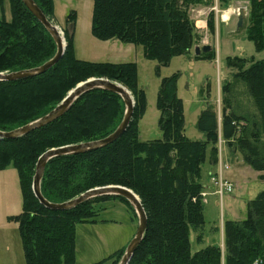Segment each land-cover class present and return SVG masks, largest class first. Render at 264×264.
I'll return each instance as SVG.
<instances>
[{
    "label": "trees",
    "instance_id": "16d2710c",
    "mask_svg": "<svg viewBox=\"0 0 264 264\" xmlns=\"http://www.w3.org/2000/svg\"><path fill=\"white\" fill-rule=\"evenodd\" d=\"M34 1L51 19L54 0ZM246 1L249 9L243 27L248 19L247 39L261 52L264 0ZM9 2L11 20L4 14L0 19V72L41 66L56 54V42L22 0ZM198 2L203 0H93L91 33L99 40L142 45L145 57L158 62L159 71L172 58L189 55L198 41L188 13L190 4ZM3 4L0 0L2 11ZM66 21L71 29H64L67 46L58 63L33 77L0 81V130L11 131L43 117L79 82L91 77L125 85L135 95V111L128 129L113 143L50 160L41 181L44 197L62 203L94 187L132 189L142 201L148 226L129 264H264V190L248 201L245 219L226 220L224 249L209 244L192 252L190 239L193 230L198 244L205 242L201 179L206 161L218 162L220 130L228 147L264 180V59H228L238 71L223 88L221 118L211 105L201 111L197 128L204 139L199 140L185 133L184 103L178 95L180 73L163 77L157 97L162 138L143 141L138 125L146 94L138 84L136 63L79 59L74 48L76 12L71 11ZM238 84L243 93H238ZM241 96H247L249 103ZM124 113L119 94L95 89L55 121L16 139H0V170L15 168L22 190V211L10 219L19 224L25 264H76L77 225L97 222L105 209L98 204L111 199L132 207L122 196L107 195L69 210H52L40 203L32 188L38 159L45 151L103 139L117 129Z\"/></svg>",
    "mask_w": 264,
    "mask_h": 264
},
{
    "label": "rangeland",
    "instance_id": "374dc122",
    "mask_svg": "<svg viewBox=\"0 0 264 264\" xmlns=\"http://www.w3.org/2000/svg\"><path fill=\"white\" fill-rule=\"evenodd\" d=\"M193 7L209 9L206 33L199 30L195 19L190 15ZM240 8H246L248 15L249 2L232 0L221 3L219 0H203L190 4L188 13L197 28L198 41L189 55L172 58L170 64L161 67L159 71L158 62L145 57L142 45L116 39L99 40L92 35L93 0H55V10L50 18L59 26L66 40L64 29H71L67 24V17L71 11L76 12L74 48L79 59L92 62L136 63L138 84L146 94V108L138 125L143 141L162 138L158 123L160 111L157 106L161 79L180 73L178 95L184 103L185 133L189 139L199 140L204 139V135L197 128L201 111L211 105L221 118L225 96L223 88L227 82L234 79L238 71L229 65L228 59L234 57L264 59V51L258 52L254 43L247 39L248 19L244 27L237 29ZM3 14L7 20H11L9 0H4L3 11L0 6V19ZM205 45L211 46V51H208L212 54L210 59L205 58L207 52L204 54L202 51L199 55L195 53L197 46L202 48ZM237 91L243 93L244 88L241 84L237 85ZM130 92L136 100L131 90ZM241 98L249 103L247 96ZM226 148L230 149L227 143L219 138L217 164L213 165L207 160L203 165L202 182L207 180L208 176L211 177L209 181L211 188L205 190L204 197L205 242L198 244L197 235L191 230L192 252L209 244L220 245L223 242L226 220L245 219L248 201L254 199L258 192L264 189V180L259 179L256 171L244 161L239 152L236 154L238 162L236 159L233 160L232 156L229 157L232 167L226 169L230 167L225 161V151L228 155ZM209 166H213L210 174L207 170ZM216 180L231 182L234 185L233 191L221 196L217 191ZM22 203L23 196L17 170L13 167L0 170V264H25L19 224L10 219L22 211ZM98 206H104L105 209L101 210L97 222L77 225L76 264H119L126 247L136 235L139 217L134 208L119 199H111ZM116 251L119 253L113 255Z\"/></svg>",
    "mask_w": 264,
    "mask_h": 264
},
{
    "label": "water",
    "instance_id": "95a60500",
    "mask_svg": "<svg viewBox=\"0 0 264 264\" xmlns=\"http://www.w3.org/2000/svg\"><path fill=\"white\" fill-rule=\"evenodd\" d=\"M26 7L32 12V14L40 21L46 30L51 34L57 45V52L50 60L46 61L41 66L24 69L13 72H0V81H16L28 77H33L46 72L51 69L60 59L64 56L66 51V40L64 33L60 30L59 26L56 25L51 19H49L42 9L36 4L34 0H22ZM247 16V9L240 8L238 15L237 29L239 30L243 25ZM211 51L210 45H205L202 48L196 47L195 53L199 55L201 52ZM95 89H106L115 92L121 96L126 106L125 115L123 120L117 127V129L109 136L89 142L67 144L59 147H53L45 151L38 159L36 166V173L33 179V192L36 198L45 207L52 210H69L77 207L78 205L99 196L117 195L124 197L134 208L138 217L139 225L134 238L130 241L126 247L124 256L119 264H129L136 249L142 242L144 234L148 226V216L142 204L140 197L130 188L121 185H105L94 187L87 190L81 195L70 199L62 203H54L47 200L41 191V181L43 179L46 166L50 160L55 157L66 156L76 153H84L91 150L105 147L114 141H116L130 126L135 111V99L132 96L130 90L124 85L112 81L103 77H91L87 80L79 82L74 88H72L63 100L48 114L43 117L30 122L22 127L16 128L11 131L0 130V139H16L31 131L43 127L59 117L63 116L73 104L84 94Z\"/></svg>",
    "mask_w": 264,
    "mask_h": 264
},
{
    "label": "crops",
    "instance_id": "0c3cea01",
    "mask_svg": "<svg viewBox=\"0 0 264 264\" xmlns=\"http://www.w3.org/2000/svg\"><path fill=\"white\" fill-rule=\"evenodd\" d=\"M54 2H55V0H54ZM209 9L208 8H202V7H193L192 9H191V11H190V15L195 19V21H196V26L199 28V30L202 32V33H206V31H207V15H208V13H209V11H208ZM225 18H227V15L225 16ZM114 40V39H113ZM219 138H220V140H223V137H222V132H221V130L219 131ZM224 141V140H223ZM225 142V141H224ZM229 148V147H228ZM227 149V148H226ZM221 153V152H220ZM238 152H234L232 149H227V154L228 155H226V151H225V161L228 163V164H230V167L229 168H226V169H231V159L229 158V157H231L232 156V159L234 160V159H236V162H238V157H237V154ZM220 156V159L222 158V154H220L219 155ZM230 161V162H229ZM213 166H209L208 168L209 169H207L208 170V173L210 174V173H212V168ZM245 168H247V167H245ZM256 174L258 175V177H259V175H260V173L259 172H256ZM260 179V178H259ZM211 180V177L209 178V176H208V179L207 180H205L204 182H202V179H201V182L204 184V186H205V189H204V191L203 192H205V190L206 189H208L209 187L211 188V185H210V183H209V181ZM264 190V189H263ZM263 190H261V191H263ZM261 191H259L258 192V194L261 192ZM257 194V195H258ZM256 195V196H257ZM255 196V197H256ZM223 244L222 243H220V246L222 247V248H224V233H223Z\"/></svg>",
    "mask_w": 264,
    "mask_h": 264
},
{
    "label": "built area",
    "instance_id": "2783aa9c",
    "mask_svg": "<svg viewBox=\"0 0 264 264\" xmlns=\"http://www.w3.org/2000/svg\"><path fill=\"white\" fill-rule=\"evenodd\" d=\"M216 183L218 184V193L223 196L225 193H230L234 189V185L227 181V180H216ZM203 197L206 196L205 192L202 193Z\"/></svg>",
    "mask_w": 264,
    "mask_h": 264
}]
</instances>
